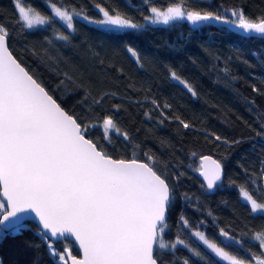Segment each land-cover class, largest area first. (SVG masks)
I'll return each instance as SVG.
<instances>
[{
  "label": "trees",
  "instance_id": "obj_1",
  "mask_svg": "<svg viewBox=\"0 0 264 264\" xmlns=\"http://www.w3.org/2000/svg\"><path fill=\"white\" fill-rule=\"evenodd\" d=\"M51 2L91 19L102 16L97 4L140 24L150 14V5L144 0ZM174 2L151 0V6L166 8ZM24 5L51 15L47 0H24ZM185 7L229 19L227 10L233 8L242 9L251 19L264 16V0H185ZM17 19L14 0H0V24L10 33L8 47L18 62L78 122L94 123L110 115L130 137L124 141L112 133L109 143L103 139L102 129L91 128L86 138L98 141L115 159L135 156L144 160V153L150 152L156 157V166L169 177L174 200L163 233L169 247L156 248L158 264H183L185 259L189 264H205L183 245L172 249L170 243L177 236L215 264H227L197 242L192 233L198 230L246 260L261 251L252 237L264 230V214L251 212L239 188L246 186L264 202V135L257 136V132L264 133L263 37H242L211 21L194 26L180 19L168 25L146 24L138 30L105 31L79 19L73 20L74 30H69L56 18L50 25L29 30ZM57 32L68 40L57 39ZM129 47L136 51L139 63ZM172 72L187 81L196 95L173 80ZM253 86L258 91L253 92ZM181 120L191 127L185 129ZM214 135L229 143L215 140ZM206 154L223 165L222 179L212 191L205 188L196 171ZM181 215L188 227L183 226ZM27 223L31 230L0 240V263L54 264L37 226L33 221ZM221 229L243 247L224 240ZM65 243L78 255L69 240L56 242L55 247L62 251Z\"/></svg>",
  "mask_w": 264,
  "mask_h": 264
},
{
  "label": "snow or ice",
  "instance_id": "obj_2",
  "mask_svg": "<svg viewBox=\"0 0 264 264\" xmlns=\"http://www.w3.org/2000/svg\"><path fill=\"white\" fill-rule=\"evenodd\" d=\"M47 2L51 15L25 7L24 0H14L17 23L31 30L50 25L56 18L67 29L74 30V15L81 13L58 7L51 0ZM144 3L150 5L151 13L144 19L151 24L168 25L186 19L195 26L219 21L246 36L264 37V16L251 19L240 8L227 10L231 12L229 19L223 14L189 10L185 0H175L166 8L151 6V0ZM96 7L102 19L90 20L86 15L83 19L105 31L144 28L119 12H110L99 4ZM9 36L7 27L0 24V240L31 230L27 221H35L37 234L47 243L54 264H158L156 248L169 247L163 233L168 227L167 213L174 200V187L167 174L156 166V157L145 152L144 160L135 156L115 159L99 147L98 141L86 138L89 129L100 128L103 139L109 143L112 133L122 136L124 141L130 139L110 115L94 123L78 122V117L62 107L42 82L17 61L8 47ZM57 39L66 41L68 36L57 32ZM127 50L137 57L133 48ZM171 76L196 95L187 81L175 72ZM252 90L258 91L254 86ZM180 123L185 129L191 127L183 120ZM262 135L257 132V136ZM214 139L229 143L219 135H214ZM200 161L196 171L203 177L207 190L212 191L222 179L223 165L210 156H202ZM261 163L264 176V161ZM239 192L253 214H264V202H259L254 192L244 185ZM180 220L188 227L183 215ZM192 235L227 264H264V230L252 237L259 242L261 251L251 253L247 260L226 251L204 232L194 231ZM220 236L243 247L241 241L223 229ZM61 240H74L79 258L73 255L68 243L62 251L57 249L55 243ZM177 245H183L205 264H215L211 257L179 236L170 247L175 249ZM183 264L189 261L185 259Z\"/></svg>",
  "mask_w": 264,
  "mask_h": 264
},
{
  "label": "water",
  "instance_id": "obj_3",
  "mask_svg": "<svg viewBox=\"0 0 264 264\" xmlns=\"http://www.w3.org/2000/svg\"><path fill=\"white\" fill-rule=\"evenodd\" d=\"M208 22H210V21H208ZM211 22H214V23H216V24H218V25H223V26H225V27H228V28H230L231 30H233L235 33H237L238 35H240V36H246L241 30H238V29H236L234 26H231V25H227V24H223V23H221V22H219V21H211ZM247 36H251V37H254V36H256V37H260V36H257V35H255V34H251V35H247ZM264 38V37H263ZM10 50V49H9ZM18 61V60H17ZM203 156H210V157H212V159H215L213 156H211V155H209V154H206V155H203ZM202 157V156H201ZM216 160V159H215ZM201 162V161H200ZM198 175H199V172H198ZM199 177L202 179V182H203V177H201L200 175H199ZM203 185L205 186V188H206V185L204 184V182H203ZM207 189V188H206ZM34 223H35V225L38 227V224L35 222V221H33ZM70 242H72V244H73V246H74V248L75 249H77V252H78V255H76L78 258H79V256H80V252H79V248H78V245H76L75 244V242H74V240H69ZM73 255H75V254H73Z\"/></svg>",
  "mask_w": 264,
  "mask_h": 264
},
{
  "label": "rangeland",
  "instance_id": "obj_4",
  "mask_svg": "<svg viewBox=\"0 0 264 264\" xmlns=\"http://www.w3.org/2000/svg\"><path fill=\"white\" fill-rule=\"evenodd\" d=\"M62 8V7H61ZM64 9V8H63ZM51 10V9H50ZM73 10H70V12H72ZM149 15H151V13L149 14ZM83 16H85V14L84 13H82L81 12V15L80 16H75L74 15V19H79V20H83V21H85L84 19H83ZM87 16V15H86ZM103 18V15L101 16V18H99V19H102ZM90 20H98V19H91V18H89ZM58 20V19H57ZM182 20H186V19H182ZM59 21V20H58ZM144 23H143V25H146V24H151L149 21H146L145 19H144ZM187 21V20H186ZM59 22H61V21H59ZM85 22H87V23H89L88 21H85ZM62 23V22H61ZM63 24V23H62ZM89 24H92V23H89ZM96 25V24H95ZM152 25H157V24H152ZM98 26V25H97ZM100 27V26H99ZM199 231V230H198ZM196 239V238H195ZM197 240V239H196ZM197 242L198 243H201L200 241H198L197 240ZM202 244V243H201ZM203 245V244H202ZM204 246V245H203ZM205 247V246H204ZM208 250V249H207ZM209 251V250H208ZM210 252V251H209ZM217 258V257H216ZM218 260H219V258H217ZM219 261H221V260H219ZM222 262H224V263H227V262H225V261H222ZM1 264V263H0Z\"/></svg>",
  "mask_w": 264,
  "mask_h": 264
}]
</instances>
